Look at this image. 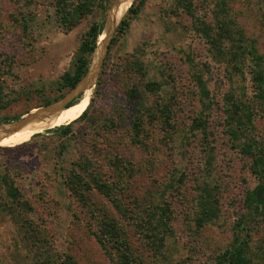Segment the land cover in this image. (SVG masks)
<instances>
[{
  "label": "rangeland",
  "instance_id": "1",
  "mask_svg": "<svg viewBox=\"0 0 264 264\" xmlns=\"http://www.w3.org/2000/svg\"><path fill=\"white\" fill-rule=\"evenodd\" d=\"M54 1L0 0L7 105L0 119L16 123L12 132L0 129L11 134L6 141L18 139L22 121L46 101L71 96V103L83 93L68 112L84 106L94 67L84 91H60L58 83L90 26L111 25L119 7V0H93L91 12L66 30ZM135 1L124 3L122 18ZM187 3L190 10L179 0H144L123 34L120 19L88 112L71 134L26 139L25 128L17 143L0 145V264H218L245 211L243 198L258 183L245 139L229 133V113L251 105L264 142V101L255 96L264 88L256 78L264 77V0ZM109 31L99 36L90 68ZM29 123L35 134L68 124L43 114ZM5 179L23 200L11 197ZM164 203L171 230L150 218ZM111 225L114 246L97 236ZM250 239L249 257L264 264V226Z\"/></svg>",
  "mask_w": 264,
  "mask_h": 264
},
{
  "label": "trees",
  "instance_id": "2",
  "mask_svg": "<svg viewBox=\"0 0 264 264\" xmlns=\"http://www.w3.org/2000/svg\"><path fill=\"white\" fill-rule=\"evenodd\" d=\"M92 1L93 0H80V2L74 4L73 0H55L54 3L56 6V13L58 15L60 26L66 30H70L76 26L83 16L91 12ZM179 1L188 10H190L191 7L189 8L187 0ZM143 2L144 0H138L130 6L128 13L122 18L119 24V34H123L127 30V27L130 25V16L138 10V4H142ZM120 3L121 0H119L118 6ZM104 7H106V5ZM110 23L111 19L106 20V22L102 20L95 22L90 26L86 33V37L79 47L72 71L65 72L58 83V89L60 91H63L64 89L75 88L83 79V77H85L88 70L90 73V71L93 69L95 63H93L91 68L89 67L94 51L99 47V36H104L106 34ZM104 27L105 29L103 30ZM220 27H222V25ZM109 47H111V44ZM97 55L98 54L96 53L95 58H97ZM256 78L260 82L264 81V77L259 73L256 75ZM85 79H83L84 82ZM82 96L83 93H80L75 101L69 103L67 106L61 105L58 109L61 112H68L70 104L75 103ZM255 96L257 99L264 101V88L262 85H259V90ZM3 100V94L0 92V110L7 106L6 103L3 104ZM50 103L51 101H46V105ZM87 110L77 120L84 118L88 112ZM19 118L20 117H15L16 120ZM77 120L60 127L46 129L43 133L35 134L33 131H28L27 129L25 138L27 139L29 134L33 137L47 135L50 133L69 135L72 133V126ZM9 121V118L0 119V123H6L4 125H0V129L8 131L12 125L7 124ZM255 132L256 126L253 122L252 106L246 103H242L240 106L235 105L234 110L229 113V133L234 139H239L240 137L245 139L241 145V148L242 151L252 158L251 170L258 178V183L253 189L247 191L243 198L245 211L236 219L237 223L234 226L235 231L233 233L232 243L223 253L217 257L218 264H255L252 258L249 257L250 237L256 225L260 224L264 226V142L256 136ZM76 178H78V180L84 184L83 176L81 177V175L76 173ZM5 181L10 185L8 188V193L11 195V197L13 199H18V201L23 200L14 185L7 182L6 179ZM101 187L104 188L106 185L102 184ZM22 202L25 206L29 205L26 200ZM164 204L159 206L158 211H154L150 218L151 220L156 219L158 221L159 228L166 226L169 230H171L169 225V220H171L172 215L170 205L169 203ZM115 232L116 228L112 227L111 225L109 228L103 229V231H101L97 236L102 242H109L114 246L119 241ZM125 260L127 261V264L131 263L129 259L126 258Z\"/></svg>",
  "mask_w": 264,
  "mask_h": 264
},
{
  "label": "bare ground",
  "instance_id": "3",
  "mask_svg": "<svg viewBox=\"0 0 264 264\" xmlns=\"http://www.w3.org/2000/svg\"><path fill=\"white\" fill-rule=\"evenodd\" d=\"M130 0H121V3L119 4V7L117 9V12L114 16V19L112 20V24L109 26L110 27V31L108 32V37L105 41V44L103 46H101L99 48V52H98V56H97V60H96V63H95V66H94V69L89 77V80L87 82V94H86V102L84 104V106L76 113H71L69 114L68 112H61L58 108H55V107H47L45 109H38V110H35L33 111L32 115L33 116H29L27 118H25L22 123H21V126H22V133H21V136L14 140V141H6L5 138H7V136H10L8 135V132H1L0 131V145L2 146H9V145H14L15 143H17L19 140H21V138L23 137V134H24V131H25V128L28 129V126L30 125V120H33L35 119V117H38L39 115H50L51 117H59L65 121H67V123L71 122L72 120H75L76 118L80 117L83 112L86 110L88 104H89V101H90V92H91V83L94 81V79L96 78V73L98 72V69H99V66H100V62H101V59L103 57V54L105 52V47H106V44L109 40V37L111 36L112 34V31L114 30V28L116 27L117 23L119 22V20L121 19V17L123 16V14L125 13V10L122 11L123 9V6H124V3L125 5L129 2ZM132 3V2H131ZM131 5V4H130ZM129 5V6H130ZM129 8V7H128ZM127 11V10H126ZM47 111H52L54 112L55 114H52V113H49ZM16 127V123H14V125L10 128V132H12ZM29 131V130H28Z\"/></svg>",
  "mask_w": 264,
  "mask_h": 264
},
{
  "label": "water",
  "instance_id": "4",
  "mask_svg": "<svg viewBox=\"0 0 264 264\" xmlns=\"http://www.w3.org/2000/svg\"><path fill=\"white\" fill-rule=\"evenodd\" d=\"M116 1H117V0H116ZM130 6H131V5H130ZM129 8H130V7H129ZM129 8H128V9H129ZM121 18H122V17H121ZM121 20H122V19H121ZM119 21H120V20H119ZM104 26H105V24H104ZM117 26H118V23H117L116 27H117ZM116 27H115L114 30L112 31L111 36L113 35V32L115 31ZM104 29H105V27L103 28V30H104ZM111 36L109 37V40H110ZM109 40H108V42H107V44H106L105 52H104L103 57H102V59H101L100 66H99V69H98V72L96 73L97 75H98V73H99V71H100V69H101V66H102V63H103V58H104V56H105V54H106V50L108 49V46H109ZM89 68H90V67H89ZM87 74H89V70H88ZM87 74L85 75V77L87 76ZM97 75H96V76H97ZM85 77H83V79H85ZM83 79L79 82V84H78L75 88L72 89V93H71V94H73V92H75V91L78 90L79 88H80L81 90L84 91L83 86H82V84H83V82H84ZM94 80H95V79H94ZM92 83H94V81H93ZM92 83H91V86H92ZM79 95H80V93L78 94V96H79ZM71 99H72L71 96H66V97L63 98L62 100L57 101V102H55V103H53V104H56V103H62L63 106H67V105L70 103ZM53 104L46 105V106L41 107V108H39V109H45V108H47V107H49V106H51V105H53ZM32 113H33V112H31L27 117H29V116H33ZM27 117H26V118H27ZM44 118H47V116H44ZM20 120H22V119H19V120H17V121H20ZM17 121H16V122H17ZM13 123H14V122H13ZM13 123L11 122V123H7V124H13ZM4 124H6V123H0V125H4Z\"/></svg>",
  "mask_w": 264,
  "mask_h": 264
}]
</instances>
